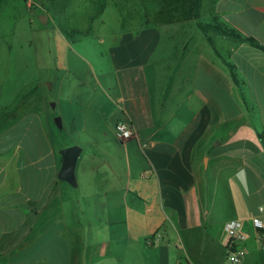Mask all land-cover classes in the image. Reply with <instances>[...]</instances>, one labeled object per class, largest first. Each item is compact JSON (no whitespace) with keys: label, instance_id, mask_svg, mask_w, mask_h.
Segmentation results:
<instances>
[{"label":"crops","instance_id":"1","mask_svg":"<svg viewBox=\"0 0 264 264\" xmlns=\"http://www.w3.org/2000/svg\"><path fill=\"white\" fill-rule=\"evenodd\" d=\"M214 20L264 48V0H208L200 21ZM96 44L80 55L92 86L66 100L71 142L25 112L29 92L21 113L0 93L17 109L0 124V264H226L233 220L248 233L245 264H264L252 227L264 223V50L195 21ZM120 120L136 133L123 144ZM74 145L72 186L58 175Z\"/></svg>","mask_w":264,"mask_h":264},{"label":"rangeland","instance_id":"2","mask_svg":"<svg viewBox=\"0 0 264 264\" xmlns=\"http://www.w3.org/2000/svg\"><path fill=\"white\" fill-rule=\"evenodd\" d=\"M144 1L2 0L0 93L4 102L18 100L21 113V98L29 92L25 112L48 114L54 125L59 118L62 128L55 125V132L63 142H71L68 94L77 82L89 86L93 82L91 67L81 56L90 55L91 49L99 51L96 42L100 35L160 21L154 16L159 9L157 0ZM99 6H103L102 13L91 21ZM207 7L208 0L200 2L202 14ZM41 16H46V24L40 21ZM74 30L81 34L73 35Z\"/></svg>","mask_w":264,"mask_h":264},{"label":"trees","instance_id":"3","mask_svg":"<svg viewBox=\"0 0 264 264\" xmlns=\"http://www.w3.org/2000/svg\"><path fill=\"white\" fill-rule=\"evenodd\" d=\"M2 0H0L1 2ZM143 3L144 0H141ZM156 0H154L155 3ZM200 2L201 0H157V4L159 9L155 12L154 16L157 20H160L156 24H167L171 22H182V21H195L197 29L202 32L206 37L208 33L213 32L225 37H229L233 40L247 42L250 45L257 47L259 49L264 50L254 39L243 37L236 31L229 29L228 27L220 24L217 20H214L210 23H203L200 21ZM99 12L96 15L91 16L90 20H95L103 11V6H99ZM149 16V14H148ZM151 25V26H154ZM89 29L87 30V32ZM85 32V34L87 33ZM73 35H79L81 32L74 30L72 32ZM230 68V74L234 82L236 81V76ZM24 98V96H23ZM22 98V100H23ZM17 109L9 110L7 108L0 107V124H2L8 117L15 115V111ZM258 139L260 140L263 148H264V131L258 134Z\"/></svg>","mask_w":264,"mask_h":264},{"label":"built area","instance_id":"4","mask_svg":"<svg viewBox=\"0 0 264 264\" xmlns=\"http://www.w3.org/2000/svg\"><path fill=\"white\" fill-rule=\"evenodd\" d=\"M114 136L118 142L123 144L136 136V133L128 121L120 120L114 126ZM259 211L263 213L264 209L260 208ZM252 227L260 249L264 252V223L259 218H253ZM223 229L228 237L226 264H245L247 255L245 243L248 239V233L244 223L237 220L229 221L225 223Z\"/></svg>","mask_w":264,"mask_h":264},{"label":"water","instance_id":"5","mask_svg":"<svg viewBox=\"0 0 264 264\" xmlns=\"http://www.w3.org/2000/svg\"><path fill=\"white\" fill-rule=\"evenodd\" d=\"M40 21L43 24H46V21H47L46 16H41ZM49 87L51 88V85H49ZM55 125L58 128H61V121L59 118L55 119ZM81 151L82 149L79 146L74 145L71 147L64 148L60 152L61 157H62V167L60 169L58 177L61 180L66 181L72 186L76 185V178H75L74 170L76 166V161Z\"/></svg>","mask_w":264,"mask_h":264}]
</instances>
